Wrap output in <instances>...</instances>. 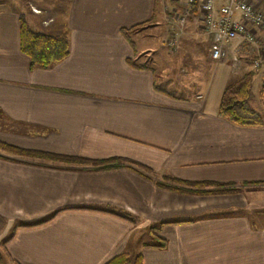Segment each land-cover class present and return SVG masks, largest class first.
<instances>
[{
    "label": "crops",
    "instance_id": "1",
    "mask_svg": "<svg viewBox=\"0 0 264 264\" xmlns=\"http://www.w3.org/2000/svg\"><path fill=\"white\" fill-rule=\"evenodd\" d=\"M176 2L0 0V140L123 162L98 169L0 150V264H105L124 251L141 253L143 264H264V126L237 125L219 111L224 89L253 70L251 60L237 69L226 61L239 44L231 42L221 81L198 93V72L171 91L152 64L136 61L154 49L133 37L164 27L165 44ZM200 3L178 45L209 52L196 54V66L209 61L217 71L223 62L210 57ZM20 18L33 31L65 36L69 55L31 69ZM243 45L241 57L257 50ZM257 75L261 92L264 66L251 91Z\"/></svg>",
    "mask_w": 264,
    "mask_h": 264
},
{
    "label": "trees",
    "instance_id": "2",
    "mask_svg": "<svg viewBox=\"0 0 264 264\" xmlns=\"http://www.w3.org/2000/svg\"><path fill=\"white\" fill-rule=\"evenodd\" d=\"M123 34L133 46L134 42L128 35L129 33L126 30H123ZM20 48L21 51L29 57L31 69L37 67L49 68L55 63L64 60L69 55L70 51L69 42L65 36L33 31L28 26L24 18H20ZM129 62L135 67L146 68L144 64L136 65L131 60H129ZM253 70L233 79L226 86L221 96L219 111L223 117L234 124L241 126L260 127L264 126V114H259L250 103L252 99V81L254 75L256 74V70ZM261 95L264 97V80L261 86ZM0 148L7 152L22 156L66 164H87L98 169H109L121 166L123 164V162H118L116 159L95 160L74 155L26 149L8 144L1 140ZM111 213L134 221V218L128 214L113 211H111ZM158 241V245L155 246H166L165 240ZM105 264H143V258L141 253H138L136 257L132 259L128 252H122L114 256Z\"/></svg>",
    "mask_w": 264,
    "mask_h": 264
},
{
    "label": "built area",
    "instance_id": "3",
    "mask_svg": "<svg viewBox=\"0 0 264 264\" xmlns=\"http://www.w3.org/2000/svg\"><path fill=\"white\" fill-rule=\"evenodd\" d=\"M179 8L173 9V16L169 19L168 39L170 47L178 45L179 37L185 24L186 16L192 11L196 0H177ZM218 1L221 4L218 5ZM264 0H201V21L203 29L212 34L210 57L215 62L226 59L227 49L231 42L236 40L235 54L231 62L238 66L242 51V43L257 45L251 58L254 70L264 66ZM34 11H37L34 9Z\"/></svg>",
    "mask_w": 264,
    "mask_h": 264
},
{
    "label": "rangeland",
    "instance_id": "4",
    "mask_svg": "<svg viewBox=\"0 0 264 264\" xmlns=\"http://www.w3.org/2000/svg\"><path fill=\"white\" fill-rule=\"evenodd\" d=\"M179 4L176 2V4H169V8L168 9L170 12H173V8H179L178 6ZM262 7H264V2L262 4ZM39 11V10H38ZM42 15L44 16H48V13H43ZM168 26L171 24L170 20H167ZM169 31V30H168ZM151 32V31H148ZM158 33H160L158 35ZM164 35V27L162 28V30L160 31L156 29V31L154 30L150 35H146V34H142L139 37H133V39L136 40L137 42V47H142L144 45H147L151 48H153L154 53L153 54H149V53H144V57L146 59H135L136 61H145L146 63L152 64V66L156 69V72L158 73L159 77L163 78V80L160 78V84H172V86L170 87V90L173 91L175 88V81H180L182 80V78L184 77L185 74H189L188 72L190 71V74L193 72H198L197 76H195V82L199 85L198 88H194L195 92L198 93L199 92V88L200 85L203 86L204 84H207L208 82H212L213 80V86L214 88L218 85V82L221 81V71L223 69H227L228 65H230L228 62H223L220 63V66L218 67L217 71H215L214 65L212 63L209 64V61L204 62L205 60H207L206 58L202 59V61L204 62L203 65L201 64V62L198 64V66L201 64L202 66L198 67L196 66L197 63L195 60L196 59V54L200 55V54H204V55H208L209 52H204L202 51L199 54V51L195 52V50L189 49L188 47H181L183 46L184 42L179 43V45H177L176 47H170L168 46L166 43L164 44L162 42V37ZM180 38V37H179ZM166 45V46H165ZM190 43H187V46H189ZM206 51H208V48L205 49ZM246 52L248 54H245L244 56H242L240 59L243 60H248L250 61L251 58L254 56L253 52L251 51V49L246 48ZM208 57V56H206ZM148 58V59H147ZM154 58V61H152ZM225 61V60H224ZM226 61H231V59H226ZM160 67V71L158 70L157 67ZM209 67L212 70V74H211V70H209ZM235 69H237V67H235ZM196 70V71H195ZM230 71V70H229ZM159 72L161 73V76L159 74ZM211 75V76H210ZM186 77V75H185ZM238 78V77H236ZM159 80V79H158ZM199 80V81H198ZM259 75L256 76V80L254 81V86H253V90L252 93L255 94V103H256V109H258V111L261 112V114H264V97L261 95V92L259 91V85H260V81H259ZM208 83V84H209ZM211 84V83H210ZM178 85H182L181 83H179ZM184 85V84H183ZM163 86V85H162ZM188 86V83H187ZM197 87V86H196ZM193 89V88H192ZM187 89H183V92H186ZM193 91V90H192ZM180 93V94H182ZM1 151H5L3 149L0 148ZM7 152V151H5ZM10 153V152H9ZM124 252H128V251H124ZM129 253V252H128ZM131 258H135L137 254L132 255L131 253H129Z\"/></svg>",
    "mask_w": 264,
    "mask_h": 264
}]
</instances>
